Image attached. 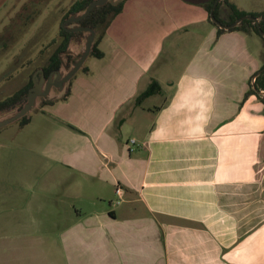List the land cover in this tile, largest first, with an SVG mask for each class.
I'll return each instance as SVG.
<instances>
[{"label":"crops","instance_id":"crops-1","mask_svg":"<svg viewBox=\"0 0 264 264\" xmlns=\"http://www.w3.org/2000/svg\"><path fill=\"white\" fill-rule=\"evenodd\" d=\"M206 2L126 0L103 55L31 114L19 145L35 171L2 156L0 264H42L17 245L33 237L30 205L53 185L84 205L60 225V258L44 264H264V106L246 96L264 42L217 35ZM183 41L188 57L171 60L167 48ZM154 79L162 91L138 104Z\"/></svg>","mask_w":264,"mask_h":264},{"label":"rangeland","instance_id":"rangeland-1","mask_svg":"<svg viewBox=\"0 0 264 264\" xmlns=\"http://www.w3.org/2000/svg\"><path fill=\"white\" fill-rule=\"evenodd\" d=\"M74 1L0 0V100L25 85L30 74L34 73L37 68L47 61L48 56L54 51L60 39L59 29L64 15ZM233 1L244 8L264 12V0ZM221 16L226 17L223 11ZM101 34V31H99L98 36ZM84 40L85 34L80 40H75L74 45L81 46ZM189 44H193V42L183 41L181 48H174L177 47L175 42L174 45L169 46L167 50L171 49L168 53L170 56L172 55L171 60L186 59L188 53L185 51ZM177 49L182 51L178 52ZM62 58L66 67H71V63L70 65L67 63L69 58L66 55H63ZM160 65L166 66V63ZM178 71V65H175L174 69H168L167 67L159 69V74L163 79H166L176 76ZM159 101L160 98L156 96L149 99L145 105L153 102L158 103ZM23 131L18 122L0 129V167H2L1 163L4 159L2 156L5 155V158L9 156L16 159L17 173L35 171L25 169L26 164L24 161L29 156V152L24 144L23 146L22 144L19 145L20 138L23 137ZM2 144H5V147ZM52 187L54 189L51 193L45 196L41 195L42 197L39 196L33 202V206L30 205L31 214L29 219L30 221L32 219L36 224V226H32L33 237L29 238L28 242L25 240V243L17 245L20 251H23L24 248L27 254H31L33 261H39L42 264H44L42 260L45 257L46 259L48 257V261L60 258L57 237L62 229L60 225L77 216L74 207L82 211L84 205H82L83 198L73 197L70 191L67 192L65 186L60 190H57L54 185ZM38 200H42V202ZM16 253L18 254V252Z\"/></svg>","mask_w":264,"mask_h":264},{"label":"trees","instance_id":"trees-1","mask_svg":"<svg viewBox=\"0 0 264 264\" xmlns=\"http://www.w3.org/2000/svg\"><path fill=\"white\" fill-rule=\"evenodd\" d=\"M92 0H76L74 3L71 4V6L68 9V12L65 14L66 16L69 13H75L82 9H84ZM126 0H123L122 2L118 3L117 5H113L111 3H106L102 6H99L95 8L86 18H84L81 21V24L91 26L95 28L98 32L101 31V35L97 36L94 47L92 50L91 55L95 57H101L103 53L100 51L98 44L101 39V37L105 34L110 22L112 19L121 12L124 2ZM205 6L209 13V20L210 19V10L216 0H206ZM205 2V1H202ZM224 12L226 17L221 16V12ZM214 14L218 20H220L223 24H230L236 21L238 18L243 17L245 15H251L254 17H260V25L261 30L264 31V12H255V11H245L241 10L237 7V5L230 0H222V2L218 3V5L215 8ZM216 27H217V35H220L224 33L226 30L218 27L213 21H211ZM259 27L255 23L253 19H244L242 21V24L236 27H233L229 29V31L239 30L243 32H255L258 34L264 42V36L261 34ZM60 35H61V41L58 42L56 48L54 51L51 52V54L48 57V61L45 65H43V69L45 72V75L48 76L49 73L55 69H58L61 65V53H63L68 46V43L70 41V38L73 36V33L68 32L66 29H64L62 26L60 28ZM83 69H86L85 67ZM33 86V80L32 75L30 74L27 82L25 85H23L21 88L17 89L14 93L11 95L5 97L4 99L0 100V111L11 109L13 107H16L18 105H22L28 96L29 89ZM255 87L259 90H264V64L262 68L260 69V73L256 78L255 81ZM162 91V86L159 83L158 80L154 79L148 86V88L141 93L137 99L136 102L138 104H141L143 100H145L147 97L160 93ZM68 94V91L66 95ZM249 94H256L260 100L263 103L264 106V96H260L256 89L253 88L251 82H249V89L247 90L246 96ZM65 95V96H66ZM50 101H43L44 104L50 103ZM30 121V117L24 116L22 119L18 121V124L20 126L26 125Z\"/></svg>","mask_w":264,"mask_h":264},{"label":"water","instance_id":"water-1","mask_svg":"<svg viewBox=\"0 0 264 264\" xmlns=\"http://www.w3.org/2000/svg\"><path fill=\"white\" fill-rule=\"evenodd\" d=\"M123 0H92L84 9L72 13L64 22H72V31L80 30L85 34V40L83 45H78V49L75 50L74 43L70 45L71 49H74L75 58L72 61L71 67L67 68L62 58V66L60 69L54 70L48 77L45 76L43 69H39L33 76V86L28 91L26 101L20 106L13 107L11 109L0 111V129L18 122L24 116L30 117L36 109L43 103V101L61 99L69 88L72 78L86 65L88 58L91 56V52L94 47L95 40L98 36V31L91 26H84L80 24V21L87 17L95 8L110 2L113 5L118 4ZM222 0H216L210 10V19L216 25L222 29L229 30L233 27L242 24L244 19H253L259 29L261 27L260 17H253L251 15H245L238 18L236 21L230 24H223L218 20L214 14L217 4ZM261 34L264 36V31L260 29ZM68 50V52L71 51ZM78 53H80L78 55ZM260 71L257 72L251 79V84L260 96H264V90H259L255 87V81Z\"/></svg>","mask_w":264,"mask_h":264},{"label":"flooded vegetation","instance_id":"flooded-vegetation-1","mask_svg":"<svg viewBox=\"0 0 264 264\" xmlns=\"http://www.w3.org/2000/svg\"><path fill=\"white\" fill-rule=\"evenodd\" d=\"M76 1V0H75ZM122 2V1H121ZM220 2H222V1H220ZM219 2V3H220ZM74 3V2H73ZM107 3H110V2H107ZM120 3V2H119ZM117 5V4H116ZM218 5V4H217ZM67 12H68V10H67ZM66 12V13H67ZM255 12H257V11H255ZM260 12V11H259ZM65 13V14H66ZM72 13H69L67 16L66 15H64V18H63V20H62V23H61V26L64 28V29H66L68 32H71V33H73V36L70 38V41H69V43H68V46H67V49L63 52V53H61V65H60V67L58 68V69H60L61 68V66H62V57H63V55H66L67 56V58H69L68 60H67V63H68V65H70V63L72 64V62L71 61H73L74 60V58L76 57L75 56V54H74V49L75 50H77L78 49V46H75V48L74 49H71V47H70V45L72 44V43H74V41L75 40H80L83 36H84V33L82 32V31H80V30H77V31H72V30H70L72 27H73V24H72V22H67V23H65V25H64V22H65V20L71 15ZM254 17V16H253ZM86 18V17H85ZM83 20V19H82ZM81 20V21H82ZM81 21H80V24H81ZM256 23V22H255ZM216 24V23H215ZM257 24V23H256ZM81 25H83V24H81ZM61 26H60V28H61ZM84 26H87V25H84ZM258 26V25H257ZM261 28V27H260ZM59 37H60V39H59V41L58 42H60L61 41V35H60V29H59ZM69 49H71V51L70 52H68V50ZM92 53V52H91ZM80 53H78V55H79ZM92 56V55H91ZM49 57V56H48ZM72 59V60H71ZM47 61H48V59H47ZM47 61L43 64V65H45L46 63H47ZM43 65H41V67H39V68H37L36 70H35V72L34 73H32L31 75H32V80H33V76H34V74L39 70V69H43ZM55 70H57V69H55ZM43 71H44V69H43ZM54 71V70H53ZM52 72V71H51ZM50 72V73H51ZM50 73H49V75H50ZM44 74H45V72H44ZM48 75V76H49ZM46 76V75H45ZM48 76H46V77H48ZM67 96V95H66ZM65 97V96H64ZM63 97V98H64ZM42 104H44V103H42Z\"/></svg>","mask_w":264,"mask_h":264},{"label":"built area","instance_id":"built-area-1","mask_svg":"<svg viewBox=\"0 0 264 264\" xmlns=\"http://www.w3.org/2000/svg\"><path fill=\"white\" fill-rule=\"evenodd\" d=\"M132 142H135V140L133 139ZM116 193L119 195H121V193H122V188L119 185H117V187H116ZM116 202L119 203V200H117Z\"/></svg>","mask_w":264,"mask_h":264}]
</instances>
